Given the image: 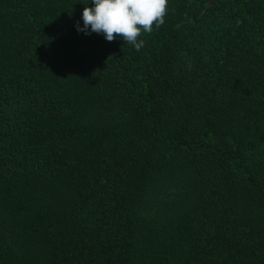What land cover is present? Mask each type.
<instances>
[{
	"label": "trees",
	"instance_id": "16d2710c",
	"mask_svg": "<svg viewBox=\"0 0 264 264\" xmlns=\"http://www.w3.org/2000/svg\"><path fill=\"white\" fill-rule=\"evenodd\" d=\"M86 3L0 0V264H264V0Z\"/></svg>",
	"mask_w": 264,
	"mask_h": 264
},
{
	"label": "clouds",
	"instance_id": "9594fccd",
	"mask_svg": "<svg viewBox=\"0 0 264 264\" xmlns=\"http://www.w3.org/2000/svg\"><path fill=\"white\" fill-rule=\"evenodd\" d=\"M168 0H87L82 10L83 24L77 31L102 33L106 40L117 36L136 50L143 47L141 32H151L165 23Z\"/></svg>",
	"mask_w": 264,
	"mask_h": 264
}]
</instances>
